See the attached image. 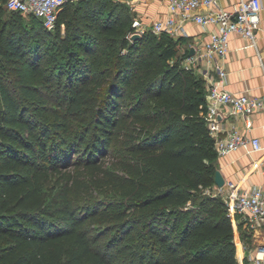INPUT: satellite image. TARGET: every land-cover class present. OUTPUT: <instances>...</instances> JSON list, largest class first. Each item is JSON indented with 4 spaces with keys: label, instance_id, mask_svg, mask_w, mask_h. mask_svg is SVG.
<instances>
[{
    "label": "trees",
    "instance_id": "1",
    "mask_svg": "<svg viewBox=\"0 0 264 264\" xmlns=\"http://www.w3.org/2000/svg\"><path fill=\"white\" fill-rule=\"evenodd\" d=\"M7 1L0 264H240L226 203L206 193L219 156L206 80L185 67L183 37L133 40L130 6L69 0L58 19L74 29L64 64L52 47L32 50L25 18L30 32L49 30ZM239 228L253 247L254 230Z\"/></svg>",
    "mask_w": 264,
    "mask_h": 264
},
{
    "label": "built area",
    "instance_id": "2",
    "mask_svg": "<svg viewBox=\"0 0 264 264\" xmlns=\"http://www.w3.org/2000/svg\"><path fill=\"white\" fill-rule=\"evenodd\" d=\"M68 1L8 0L7 7L27 16L34 15L42 20L48 30H55L59 14ZM168 5V17L156 20L151 25L134 18L133 29L128 37L132 39L133 35H143L148 30L156 34L166 32L175 37L187 36L185 24L189 20L204 26L216 25L218 29L211 34L210 41L199 48L192 47L196 50L195 54L184 60L187 69L196 71L206 80L207 121L210 134L215 140L216 151L219 157H225L239 149L249 152L264 150L260 138L247 137L239 130L229 131L224 137L220 136L224 131L221 123L224 111L230 115L243 116L247 120L257 112H264V96L238 94L223 86L228 75L225 60L230 48V37L238 33L257 46L259 14L264 9L263 1L241 0L232 11L223 8L221 0H168ZM206 193L224 200L235 229L236 220L241 215L253 230H264V185L245 189L233 181H226L222 187L215 183ZM247 250L241 264H264V243Z\"/></svg>",
    "mask_w": 264,
    "mask_h": 264
},
{
    "label": "crops",
    "instance_id": "3",
    "mask_svg": "<svg viewBox=\"0 0 264 264\" xmlns=\"http://www.w3.org/2000/svg\"><path fill=\"white\" fill-rule=\"evenodd\" d=\"M131 7L135 17L145 24L164 19L169 15L168 0H121ZM263 5H264V0ZM241 0H221V5L227 10H234ZM260 29L257 31V46L241 34L234 33L230 37L229 52L226 56V69L228 72L224 87L238 94H251L264 96V9L259 14ZM187 36L183 37L181 52L192 47L199 48L211 39V34L217 31L216 25L204 26L193 20L186 22ZM219 78L218 75H216ZM224 131L220 136L224 137L229 131L239 130L250 138H260L264 146V112H257L247 120L240 115H230L224 111L221 117ZM249 123L251 125H249ZM218 169L221 170L226 181H233L245 189L255 185H264V150L249 152L239 149L225 157H219ZM250 225L241 215L236 220V229L239 223ZM235 228V227H234ZM240 239V236H239ZM237 259L241 264L248 250L240 239ZM264 243L263 228L254 230L253 244ZM240 255V256H239Z\"/></svg>",
    "mask_w": 264,
    "mask_h": 264
},
{
    "label": "rangeland",
    "instance_id": "4",
    "mask_svg": "<svg viewBox=\"0 0 264 264\" xmlns=\"http://www.w3.org/2000/svg\"><path fill=\"white\" fill-rule=\"evenodd\" d=\"M115 3L118 4H126L129 6V4L121 1V0H114ZM29 18H25L24 20V28L26 29L27 33L26 36L29 39L28 43L33 47L32 50L34 49H39L41 48L43 51L47 47H52L54 48L53 50V56L55 58L59 59L61 63L65 64V56L62 53V44L66 42V39L68 38V34L72 32L74 29H69L67 27L66 23H61V25H58V27L55 30H49V32H30V26L28 23ZM153 46L146 43L144 49L142 50V53H148ZM128 50H125L127 52ZM41 57V54H40ZM42 58V57H41ZM50 68H58V69H65L64 67L60 68L59 66H55L54 64L49 66ZM60 73V72H58ZM236 231V243H237V253H238V247H239V236L241 237V228L235 229ZM239 242V243H238ZM241 244V243H240Z\"/></svg>",
    "mask_w": 264,
    "mask_h": 264
},
{
    "label": "water",
    "instance_id": "5",
    "mask_svg": "<svg viewBox=\"0 0 264 264\" xmlns=\"http://www.w3.org/2000/svg\"><path fill=\"white\" fill-rule=\"evenodd\" d=\"M140 36H141L140 34H135V35H133L132 39H133V40L138 39ZM195 51H196L195 48H192V49H191V52H190V55L195 54ZM215 183H216L218 186H220V187L224 186L225 183H226V179H225V177L223 176L221 170H217V171H216V175H215Z\"/></svg>",
    "mask_w": 264,
    "mask_h": 264
},
{
    "label": "bare ground",
    "instance_id": "6",
    "mask_svg": "<svg viewBox=\"0 0 264 264\" xmlns=\"http://www.w3.org/2000/svg\"><path fill=\"white\" fill-rule=\"evenodd\" d=\"M238 245H240V243Z\"/></svg>",
    "mask_w": 264,
    "mask_h": 264
}]
</instances>
